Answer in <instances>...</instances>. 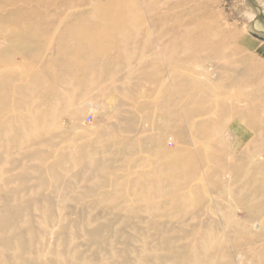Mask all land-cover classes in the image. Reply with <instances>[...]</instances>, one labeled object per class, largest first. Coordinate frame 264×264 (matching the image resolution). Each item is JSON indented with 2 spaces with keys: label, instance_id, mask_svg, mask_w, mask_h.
I'll use <instances>...</instances> for the list:
<instances>
[{
  "label": "rangeland",
  "instance_id": "rangeland-1",
  "mask_svg": "<svg viewBox=\"0 0 264 264\" xmlns=\"http://www.w3.org/2000/svg\"><path fill=\"white\" fill-rule=\"evenodd\" d=\"M180 1L169 0L174 7ZM199 5L208 6V15H218L221 19L220 28L235 34L229 48L235 47L239 52L233 57L227 55L202 65L182 67V64L165 62L162 58L165 52L161 48L149 51L145 45L147 36L143 34L136 43L137 47L130 46L125 52L116 50L108 55V58L117 59L131 57L133 62L128 70L124 65L108 67L102 61L107 56L96 54L86 58L85 73L80 68L70 69L72 73L59 70L60 77H77L71 85L53 84L52 74L47 76L51 83L49 94L52 95L50 99L44 97L37 108L40 113H52L57 119L52 134L58 141L56 154L47 156L43 165L35 158V153L47 154L44 146L34 144L31 146L33 152H27L29 145L22 148L15 145L19 134L29 133L15 118L23 112L17 102L25 95L21 92V85L40 80L43 74L36 76L29 70L52 69L55 58L64 54L62 48L67 55L85 56L86 51L74 42L67 47L66 41L57 35L65 30L60 22L43 23L39 27L0 26V264H104L105 261L95 254L109 243L120 252L126 243L130 246V243L139 244L146 240L156 245L165 239L175 240L177 219L187 202L183 203L184 207H176L172 201L181 198L182 194H188L189 201L197 198L195 190L199 183L195 180V188L191 191L190 185L177 188L185 183V173L180 171L178 174L173 165L164 161L166 151L178 155L182 165L186 164L183 158L187 157L186 154L194 155L192 160L199 165L202 188L208 195L203 208L196 213L202 220L209 218V207L220 198V191L210 183L215 181L214 177L219 179L216 170L220 163L234 164L243 156L248 157V163L250 154H255L264 165V151H259L264 140L246 138L250 132L247 128L255 119L243 117L244 122L239 123L228 118V126L232 124L229 127L236 132L230 133L226 126L224 141L232 151L220 162L217 153L224 148L222 143L213 146L210 140H206L209 142L206 144L208 154L202 155L201 150L198 151V142H203L199 135L201 128L189 125L185 118L180 121L178 117L167 115L172 111L164 104L168 97L167 88L179 87L189 76L210 91L201 93L202 97L229 110H233L229 107L240 111L253 108L264 122V72L256 76L243 66L230 65L244 58L264 65V1L192 0L176 12L186 13L188 7ZM91 6L71 7L66 13L79 11L87 14ZM142 16L152 27L151 13L143 12ZM188 18L184 17V22ZM243 36L247 45L239 49L236 38L243 40ZM160 37L158 35L157 40ZM161 40L162 44L168 42L167 38ZM93 43L97 45V41L88 39L86 46ZM249 44L251 48H248ZM18 45L23 46L22 50L14 48ZM159 55V60L153 58ZM95 64L97 68L101 64L106 69L95 72L91 67ZM154 67L159 70L154 71ZM82 78L89 79L93 85H81ZM43 95H48L47 90L42 91L41 99ZM172 98L177 103L173 113L181 115L186 111L181 103L184 99L189 106L192 104L191 95L185 98L172 91ZM5 102L8 104L3 109L1 106ZM211 116L218 118L217 113ZM200 117L204 115L195 117V121ZM38 135L45 144L51 139V130ZM72 141L75 151H72ZM102 143V154L96 156L103 169L86 168L79 160V149L88 147L96 153ZM58 152L62 157L74 152L76 158V164H70L68 172L61 178L59 170H49L54 163L58 166ZM77 172L85 178L75 179ZM141 174H145V179ZM223 178L229 185L227 187L232 188L230 191H234L224 196V200L230 202L237 195L235 191L240 187V180L235 181L229 173H224ZM242 192L245 195L250 193L243 188L238 194ZM228 208L223 205L221 209L227 216L219 212L213 216L220 222L226 221V227L236 226L233 223L244 218L243 211L228 212ZM184 221L188 225L193 223L191 212ZM220 261L225 263L224 259L219 258ZM234 262L238 264V259Z\"/></svg>",
  "mask_w": 264,
  "mask_h": 264
},
{
  "label": "bare ground",
  "instance_id": "bare-ground-1",
  "mask_svg": "<svg viewBox=\"0 0 264 264\" xmlns=\"http://www.w3.org/2000/svg\"><path fill=\"white\" fill-rule=\"evenodd\" d=\"M191 1L182 0L180 3L177 2L176 7H174L169 0H0V26H7L8 28L28 25L39 27L43 23L54 24V22H60V24L65 26V30L61 33H56L61 36L62 40L66 41L67 47L74 42L77 46H82L83 50L86 51L85 56H79L80 54L77 53L67 55L61 46V51L64 54L55 58L52 69L51 67H43L40 72L35 71V69L29 70L30 73H36V76L38 74H43L44 76L36 82L33 80L26 86L21 85L23 88L21 92H24L25 95L24 98H18L17 102L23 112L15 118L19 123H22V129H26L29 133L27 135L19 134L20 137L17 138L19 141H15L16 147L21 146L22 148L25 145H29L27 152L30 150L33 152L31 146L34 144V146L40 145L42 148L44 146L47 154L35 153V158H37L40 165L44 164L47 156L56 154V141H58V138L56 139L52 132L55 124L57 127V119H54L55 116L52 113H40V108H37V106L44 97L46 99L51 98L52 94H49L51 85L48 78L49 75L52 74L53 84L56 82L57 84L71 85L73 81L77 80V77L67 75L60 77L57 73L59 70L72 73L70 69L74 68L84 70L82 71L83 73L87 72L85 65L87 57L104 54L107 57L101 60L107 63L108 67L117 68L119 65H124L128 67V70L129 65L133 62L131 57L125 56L117 59L108 58V55L110 53L113 54L116 50L125 52L130 46L137 47L136 43L139 42L143 34L147 36L145 45H147L146 48L149 51L161 48L165 52V55L162 56L165 62L182 64V67L194 64L202 65L206 62L215 61L218 57L226 58L227 55L233 57L234 54H237L239 52L237 48L234 47L232 50L229 48L235 34L220 28L221 19L218 15L209 16L207 13L208 6L188 7L186 13L179 12L178 14L176 12L178 8H183L182 5ZM88 4L92 6L87 14H82L79 11L66 13L71 7ZM50 8L53 9L50 10ZM143 12H150L153 16L150 18L152 27H149L148 20L143 18ZM187 16L189 18L187 22H184L183 18ZM91 19H94L92 23L90 22ZM154 24L157 26L156 28H154ZM168 29H170V32ZM257 33H261V31ZM158 35L161 36V39L167 38L168 42L162 44V40H157L156 38ZM243 38V40H239V37L236 38L238 48L247 45V39L244 36ZM88 39L97 41V45L93 43L90 46H86ZM251 42L253 41L251 40ZM253 43L255 44V42ZM250 44L248 48H251L252 44ZM14 48L22 50L23 46L18 45ZM133 51L136 52L135 50ZM167 53L168 55H166ZM203 53L204 56L202 57L201 54ZM153 58L159 60L160 55ZM230 65H233V67L235 65L243 66L256 76L264 72V65H260L249 58H244L238 62L233 61ZM91 67L95 72L100 70L103 72L106 69L101 64L100 68H97V64ZM153 70L159 69L154 67ZM186 78L189 79H184L179 87L175 89L174 87L167 88L168 97L164 104L165 108L172 110L167 112L168 116L172 118L178 117L180 121L185 118L189 125L201 128L199 135L203 142H198V151L201 150L200 153L202 155L208 154L206 144H209V142L206 140H210V144L213 146L222 143L224 148L217 153V158L220 162L224 156L231 153V146L224 141V133L229 123L228 118H230L229 121L239 123L244 122L245 119L243 117L255 119L252 126L247 128L250 132L246 138L264 140V122L255 112V109H242L246 112L234 109V107H229L233 110L225 109L219 106L218 102H213L210 98H204L200 95L205 92L210 93L205 86L198 84L199 82L189 76H186ZM85 79L82 78L79 81L81 85H93L92 81ZM45 90H47L48 95H43L41 99L40 94ZM172 91L178 92L179 95L185 98H190V95L192 97L190 106L186 99L181 102L186 110L181 115L178 112L173 113L177 103L173 101ZM7 104L5 102L1 107L5 109ZM212 113H217L218 118L212 117ZM200 114H203L204 117H200L201 119L196 122L195 117ZM229 126H232V124ZM32 128L35 130H32ZM47 130H51V139L45 141L44 144L41 143L42 138L38 137V134L46 133ZM228 131L230 133L236 132L230 127ZM73 142H71L72 147L74 146ZM100 148L96 150V153H92L88 147H81L79 149L80 162H83L86 168L91 166L97 170H102L101 160L96 155L102 154L100 151L104 148L103 143ZM72 151H75V146ZM259 151H264V146L260 147ZM186 155L187 157H183L186 159V164L182 165V160L175 153L166 151L164 154V161L173 165L175 167L174 170L178 174L180 171L185 173V183L175 187L183 189L190 185L189 190L191 191L195 188L194 181L196 180L199 183L195 190L198 194L197 198L189 201L188 194H182L181 198L178 197V199L172 201L176 207H184L183 203L187 202L186 208H183L177 219V238L175 240L165 239L156 245H152L146 240L139 244L130 243V246L126 243L127 246L124 249L122 248L120 252H117L114 245L109 243L95 254L96 257L105 261L103 262L104 264H236L234 262L236 259H238V264H264V165L258 159L260 157L258 156L257 158L255 154H250L249 159L251 160L248 163H246L248 157L243 156L237 159L234 164L223 162L219 164L216 170L219 173V179L214 177L215 181H210V183L213 184L212 187L214 189L220 191V198L216 203H210V216L206 220H202L197 218L196 213L203 208L202 205L208 199V195L202 188L204 186L201 182L202 177L199 176V165L192 160L194 155L192 153ZM205 160L207 159L205 158ZM70 164H76L75 153L70 152V154L62 157L58 152V166L54 163L49 170L57 172L59 170V178H61L68 172ZM246 167L248 170L245 169ZM224 173H229L235 181L240 180V187L235 191L237 195L232 197L230 202L225 201L224 196L234 191H230L232 188L227 187L229 185L224 181ZM81 177L83 179L84 175L79 172L74 175L75 179ZM141 177L145 179V174H141ZM243 188L249 190L250 193L246 195L243 192L241 195L238 194ZM155 189L157 191V187ZM152 193L155 194L154 191ZM158 193L160 195L159 189ZM147 196L145 198L146 201ZM147 203L149 205L150 201ZM168 203L170 204V201ZM144 204L146 205L145 201ZM219 204H222L220 205L221 207ZM223 205L229 207L228 212L242 210L244 218L237 219L233 223L236 226L226 227V221L222 220L220 222L213 216V214L219 215L218 212L226 215L225 211L221 210ZM157 206L159 207L160 204H157ZM189 212L192 213L191 222L193 223L188 225L184 219H186ZM219 258L224 259L225 263L222 261L218 262Z\"/></svg>",
  "mask_w": 264,
  "mask_h": 264
}]
</instances>
